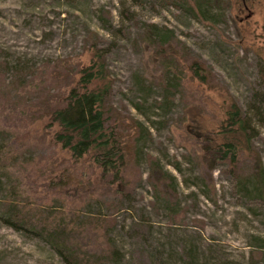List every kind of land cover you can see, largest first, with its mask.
I'll use <instances>...</instances> for the list:
<instances>
[{
  "label": "rangeland",
  "instance_id": "rangeland-1",
  "mask_svg": "<svg viewBox=\"0 0 264 264\" xmlns=\"http://www.w3.org/2000/svg\"><path fill=\"white\" fill-rule=\"evenodd\" d=\"M167 36L176 52L150 42ZM95 54L110 82V119L142 128L128 190L114 193L115 182L105 193L88 156L60 166L84 187L51 186L59 173L39 168L68 160L67 150L42 141L47 118L22 127L0 100V264H66L40 232L62 220L83 227L72 240L92 254L108 234L119 264H264V0H0V80L12 99L55 92V71ZM194 58L210 70L207 82L187 66ZM173 75L180 90L166 100ZM232 101L250 140L229 164L216 132ZM145 154L172 177L161 193ZM10 207L18 227L3 220Z\"/></svg>",
  "mask_w": 264,
  "mask_h": 264
},
{
  "label": "trees",
  "instance_id": "trees-1",
  "mask_svg": "<svg viewBox=\"0 0 264 264\" xmlns=\"http://www.w3.org/2000/svg\"><path fill=\"white\" fill-rule=\"evenodd\" d=\"M195 2L199 6V4H208L209 0H195ZM154 39H151L150 42H156L157 47L162 50L173 49L176 52L170 36L165 39ZM187 66L197 80L208 81L210 70L200 60L194 58L187 61ZM103 68V63L97 60V54H95L94 59L88 65H79L72 72L64 74L55 71V75L50 78L55 83L56 91H48L27 104L22 98L12 99L3 89V82L0 80V100H3L2 104L9 114L15 117L22 127H28L37 119L47 118L49 120L48 130L43 132L42 141H44V137L51 136L49 143L52 146L59 145L67 150L68 160H54L39 168L40 173L43 175L48 173V177L59 173L61 181L50 183L57 190L73 183L81 187L85 186L83 179L75 177L72 175L73 173L64 168L61 169L60 166L65 162H78L86 156L90 157L100 169V182L101 185H104L105 193L109 191V186L116 182L117 188L113 189V192L124 194L128 190L130 178L133 177L130 176L135 173L130 169L132 160L135 162L136 159H134L132 148L136 141L135 138L141 134L142 128L140 124L134 122L125 124V119L118 115L114 119L110 115L112 117L110 119L111 112L106 106L110 82ZM173 76V78L167 77L170 82L164 85L166 100L171 98L170 93L180 90L181 79L179 76ZM39 77L41 80L45 79L42 76ZM126 128H130V130ZM249 128V120L236 102L232 101L228 109L225 110V118L216 132V137L219 140L217 147L220 159L228 160L229 164L235 163L238 155L243 153L244 145L249 143ZM145 161L150 167L152 176L150 181L156 192L161 193L162 182L169 184L172 177L162 169L155 156L145 154ZM168 190L170 195L174 194L171 192V188L168 187ZM81 195L76 193L77 197ZM16 214L10 207L3 214L5 216L3 220L10 226L18 227L19 219L17 220ZM71 224L72 226L69 227L62 220L61 223L58 222L53 227L42 226L40 229L41 234H45V240L66 264H92L95 259L98 261L109 260L107 264L121 263V253L108 234H103L106 242L100 252L92 254L73 242L71 234L75 229L83 227H80L78 222ZM94 252L97 251L94 250ZM92 258L94 260L90 262Z\"/></svg>",
  "mask_w": 264,
  "mask_h": 264
}]
</instances>
